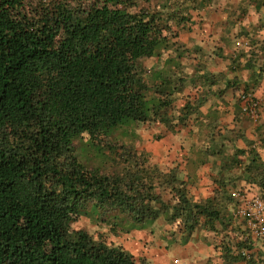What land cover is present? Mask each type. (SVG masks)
I'll list each match as a JSON object with an SVG mask.
<instances>
[{
  "label": "trees",
  "instance_id": "16d2710c",
  "mask_svg": "<svg viewBox=\"0 0 264 264\" xmlns=\"http://www.w3.org/2000/svg\"><path fill=\"white\" fill-rule=\"evenodd\" d=\"M161 1L152 7L143 0H0V264H154L73 228L81 216L114 234L163 217L179 222L185 241L198 226H233L216 195L191 200L175 169L152 168L147 152L112 140L135 122L185 125L218 83L201 64L190 76L144 65L172 49L173 24L185 26L193 21L190 10L213 0ZM187 84L201 93L173 117ZM83 140L93 150L106 146L123 167L108 173L86 166ZM250 154L236 149L224 163L228 172L243 168L238 189L253 193L264 188V161L254 149ZM163 187L174 203L163 198ZM237 231L224 259L254 262L253 244Z\"/></svg>",
  "mask_w": 264,
  "mask_h": 264
},
{
  "label": "rangeland",
  "instance_id": "374dc122",
  "mask_svg": "<svg viewBox=\"0 0 264 264\" xmlns=\"http://www.w3.org/2000/svg\"><path fill=\"white\" fill-rule=\"evenodd\" d=\"M162 2L161 0H150V2L143 0L144 4L151 3L152 7ZM172 9V6L170 8ZM206 9L212 11L217 9V2L213 1L211 5L204 9H192L191 14L194 20L185 23V26L179 28L174 26V30L178 33L173 38L175 42L172 49L165 52L161 57H153L144 60V65L149 68L165 69L172 73H178L185 76L195 73V67L197 64H201V67H206L203 59L207 62L215 59L212 52L205 53L200 48V44H194L196 41L195 36L197 33L202 32V29L197 24L200 17L203 15ZM195 26L194 30L192 27ZM190 26V28H188ZM193 31V32H192ZM175 32V33H176ZM196 43V42H195ZM238 46V45H237ZM178 51L181 56H177ZM172 57L174 61L165 63L166 59ZM202 60L203 62H200ZM220 81V78H219ZM212 86L209 89V93H206L205 102L198 108L200 113H194L186 124L178 123L173 120L172 127L168 124L159 121H147V122H135L121 128L113 136V141L117 140L118 143H123L127 146L133 147L134 150L141 152L145 151L149 154V163L152 168H158L163 172H169L175 169L178 173L180 182L185 185L188 195L191 200L195 202L204 201L207 197L216 195V205L224 207L227 210V215L233 222L232 228L229 226L227 229H222L219 226L218 231L212 232L211 240L215 239L214 243L216 248L220 247L224 252V247H229L236 244L237 241V229L241 230L240 219L234 214V209L238 204L231 195L230 189L239 188L242 184H233V182H240L242 180V174H239L238 170L234 174H231L232 182H227L225 174V163H217L214 158L217 152H220L217 156L221 157L222 154L229 159L235 156L236 149L230 144L231 134L226 133L220 123L218 122V116L214 113V109L218 106V99L216 98L217 92L221 89L222 82ZM198 89H200L198 91ZM201 88L196 86H188L183 93L176 95L173 109L170 113L173 117L179 114L182 105L190 99L197 98L201 93ZM216 93V94H214ZM212 111V112H210ZM224 131V132H223ZM222 135H225L222 139ZM219 137V141L217 138ZM115 139V140H114ZM222 140H226L222 146ZM89 141L83 140L78 142L81 160L92 169H99L108 173L117 171L123 167L119 158H115L114 153H110L105 146L102 150H93ZM84 149V151H83ZM214 160L212 170L216 175L212 176L209 180L211 185L210 195L204 196L202 192H199V175L208 176L206 172V164ZM220 166V167H219ZM240 176V178H237ZM202 182V181H201ZM229 185V188H228ZM232 185V186H231ZM239 186V187H238ZM163 198L171 203L175 202L173 194L170 193V188H160ZM230 193L231 200L226 199L222 191ZM255 189L254 192H259ZM260 193V192H259ZM262 194V193H260ZM75 229H85L91 233L94 237H105L108 242H114L122 245H127L129 249H133L138 258L144 257L154 264H173V259L178 255L173 251L174 247L185 245L192 239H199L204 237L208 233V229L199 227L195 230L194 236L192 235L188 241H185L182 233V229L179 222L169 223L163 217L157 219L154 223L148 225L143 229H133L130 232H119L114 234L110 230V226L95 221L90 216H81L73 224ZM236 229V230H231ZM234 231L235 234H234ZM241 234V233H240ZM206 238V237H205ZM163 250H168L163 252ZM221 258L223 255L220 256ZM224 260L225 264L228 260ZM190 264V263H189ZM238 264H243L239 263Z\"/></svg>",
  "mask_w": 264,
  "mask_h": 264
},
{
  "label": "crops",
  "instance_id": "0c3cea01",
  "mask_svg": "<svg viewBox=\"0 0 264 264\" xmlns=\"http://www.w3.org/2000/svg\"><path fill=\"white\" fill-rule=\"evenodd\" d=\"M213 1L217 2V9L214 11L206 9L197 21L202 32L197 33L194 44H200V49L205 53L214 54L212 58L215 59L214 62L203 59L208 64L206 70L218 75L222 82L221 89L217 94L214 93L219 103L214 113L218 116L220 127L233 136L230 138V144L235 149L247 150V156H250V151L254 149L264 161V0ZM195 26L196 24L192 27L193 31ZM238 42H242V45L237 46ZM244 91H252L262 102L261 119L258 122L253 121L242 111L240 95ZM223 137L225 135L220 138ZM219 140L218 137L217 141ZM225 141L222 140V146L227 145ZM219 153L217 152L214 157L218 159L217 163H222L224 160L231 161L232 158L229 159L224 154L221 157L217 156ZM247 156L239 157H243L247 162ZM213 162L214 160H210L206 164L208 176L199 175V192L204 196L210 195L208 191L212 186L207 187V185H211L209 180L216 175L212 170ZM237 170L239 174H243L242 167H235L230 172L225 170L227 182L235 179L231 174ZM236 183L244 185L245 181L242 179L240 182H233ZM236 189H230V192ZM257 190L264 195V188L258 187ZM212 232L214 231L209 230L202 238L192 239L185 245L176 246L173 251L188 264H225L222 259L224 256L220 257L223 255L222 249L216 248L215 239L211 240ZM123 246L136 255L132 248L129 249L126 244ZM253 246L255 261L243 262V264H264V239L255 241ZM167 251L163 250L164 253Z\"/></svg>",
  "mask_w": 264,
  "mask_h": 264
},
{
  "label": "built area",
  "instance_id": "2783aa9c",
  "mask_svg": "<svg viewBox=\"0 0 264 264\" xmlns=\"http://www.w3.org/2000/svg\"><path fill=\"white\" fill-rule=\"evenodd\" d=\"M237 45L241 46L242 42H238ZM240 100L243 113L258 122L261 119V100L252 91L241 93ZM232 195L238 203L234 214L240 219L242 241L253 244L257 240L264 239V195L241 189L234 190ZM242 253L248 256L249 250L243 248ZM173 264L188 263L175 257Z\"/></svg>",
  "mask_w": 264,
  "mask_h": 264
}]
</instances>
